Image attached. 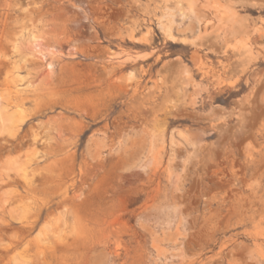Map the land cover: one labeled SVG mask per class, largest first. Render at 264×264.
I'll use <instances>...</instances> for the list:
<instances>
[{"label":"rangeland","instance_id":"1","mask_svg":"<svg viewBox=\"0 0 264 264\" xmlns=\"http://www.w3.org/2000/svg\"><path fill=\"white\" fill-rule=\"evenodd\" d=\"M0 264H264V0H0Z\"/></svg>","mask_w":264,"mask_h":264},{"label":"bare ground","instance_id":"2","mask_svg":"<svg viewBox=\"0 0 264 264\" xmlns=\"http://www.w3.org/2000/svg\"><path fill=\"white\" fill-rule=\"evenodd\" d=\"M193 4H195V3H193ZM188 5H191V4L189 3ZM193 6H194V5H193ZM190 7H191V6H190ZM188 8H189V7H188ZM185 10H186V9H185ZM179 12H180V14H181L182 16H184V13H183V12H181V11H179ZM185 16H186V15H185ZM188 18H189V17H188ZM190 18H191V17H190ZM50 68H52V67H51V63L49 64V69H50ZM14 83H15V87H18V81H15Z\"/></svg>","mask_w":264,"mask_h":264}]
</instances>
